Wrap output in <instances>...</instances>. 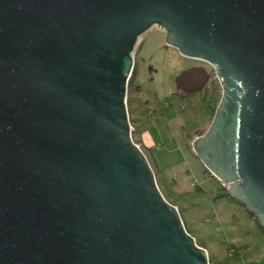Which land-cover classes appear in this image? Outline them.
I'll use <instances>...</instances> for the list:
<instances>
[{
	"label": "water",
	"instance_id": "obj_1",
	"mask_svg": "<svg viewBox=\"0 0 264 264\" xmlns=\"http://www.w3.org/2000/svg\"><path fill=\"white\" fill-rule=\"evenodd\" d=\"M153 26L213 69L221 98L192 150L264 229V0H0V264H209L131 137Z\"/></svg>",
	"mask_w": 264,
	"mask_h": 264
},
{
	"label": "rangeland",
	"instance_id": "obj_2",
	"mask_svg": "<svg viewBox=\"0 0 264 264\" xmlns=\"http://www.w3.org/2000/svg\"><path fill=\"white\" fill-rule=\"evenodd\" d=\"M141 39L144 44L129 80L130 86L134 78L133 87L141 93L135 95L129 88L128 97L135 102L129 124L132 141L146 157L158 190L177 210L196 245L207 252L209 264H264V235L243 207L222 197L224 192L194 154L189 139L194 129L204 133L209 127L221 98L219 82L210 81L191 102L174 97L172 78L192 62L168 47L155 26ZM146 64L159 71L152 81ZM201 65L213 75L208 64ZM141 112L144 116L138 118Z\"/></svg>",
	"mask_w": 264,
	"mask_h": 264
},
{
	"label": "flooded vegetation",
	"instance_id": "obj_3",
	"mask_svg": "<svg viewBox=\"0 0 264 264\" xmlns=\"http://www.w3.org/2000/svg\"><path fill=\"white\" fill-rule=\"evenodd\" d=\"M159 29V28H158ZM160 30V29H159ZM162 31V30H161ZM163 33H164V31H162ZM142 37V36H141ZM141 37L138 39V42H137V44H136V46H135V48H134V51H133V59H134V65H133V71H134V67L136 66V59H137V56H138V54H139V50H141V48L143 47V44H144V42H143V40L141 39ZM163 42L164 43H166L165 42V33H164V39H163ZM168 47H170V46H168ZM172 48V47H171ZM176 50V49H175ZM177 51V50H176ZM190 60V59H189ZM192 63L186 68V69H184V71L185 70H187V69H190V68H193V67H203L201 64H203V62H200V61H197V60H190ZM204 68V67H203ZM206 69V68H205ZM146 70H147V73H148V75H149V80H151L152 81V77L154 76V75H158V72L159 71H155L154 69H153V67L151 66V65H149V64H146ZM207 71V70H206ZM183 72V71H182ZM133 73V72H132ZM181 73V72H180ZM179 73V74H180ZM207 73L209 74V80H208V82L206 83V85L204 86V88H203V90L202 91H200V92H198V93H200V94H202L203 93V91H204V89L206 88V86L210 83V81H212L213 79H215V77H214V74L212 75L211 73H209V71H207ZM178 74V75H179ZM135 75V74H134ZM177 75V76H178ZM176 76V77H177ZM131 77H132V75H131ZM131 77H130V79H131ZM176 77H173L172 78V81H171V84H172V95L174 96V97H177V98H179V99H181V100H188V101H192L194 98H195V96L197 95V93H195V94H187L186 92H184V91H182V90H180V89H178L177 88V86H176V84H175V78ZM134 79V78H133ZM133 79H132V81H131V83H130V86H129V82H128V85H127V93H126V109H127V114H128V120H129V117L130 116H132L133 117V115L135 114V112H134V108H133V106L135 105V102L130 98L129 99V97H128V95H129V88L131 89V91H133V93H135V95H140V89H139V87H133ZM130 91V92H131ZM144 104L145 105H148L147 104V101H145L144 102ZM137 105V104H136ZM218 105V104H217ZM135 107V106H134ZM217 107V106H216ZM137 108V107H136ZM130 110V113H129V110ZM215 110H216V108H215ZM138 112V111H137ZM203 112V111H202ZM139 113V112H138ZM148 113V112H147ZM146 113V116L148 117L150 114H147ZM215 114V113H214ZM143 114H142V112L140 113V114H138V118H140V116H142ZM144 116V115H143ZM213 117H214V115H213ZM213 117L211 118V120H210V122H209V124H208V126L210 125V123L212 122V120H213ZM139 120V119H138ZM208 129V128H207ZM134 132H136V130L134 129L133 130ZM138 132H140V130L138 129ZM206 132V131H205ZM204 132V133H205ZM204 133H201V132H199L198 131V129L196 128V129H194L193 130V132L189 135V139H190V143H191V145H192V142L196 139V138H198V137H200L201 135H203ZM140 134V133H139Z\"/></svg>",
	"mask_w": 264,
	"mask_h": 264
},
{
	"label": "trees",
	"instance_id": "obj_4",
	"mask_svg": "<svg viewBox=\"0 0 264 264\" xmlns=\"http://www.w3.org/2000/svg\"><path fill=\"white\" fill-rule=\"evenodd\" d=\"M217 181V180H216ZM217 183L219 184V187H220V189L224 192V194H223V198H225V199H227L229 202H232V203H236V204H238L237 202H235L232 198H231V196L230 195H228V193H227V190H226V187H223L222 185H221V183L220 182H218L217 181ZM217 192V191H216ZM239 206H241L240 204H238ZM242 207V206H241ZM244 208V207H243ZM245 209V208H244ZM249 216L255 221V223L257 224V226H258V228H259V230L261 231V233L264 235V229H262L261 227H260V225H259V223L256 221V219L253 217V216H251L250 214H249Z\"/></svg>",
	"mask_w": 264,
	"mask_h": 264
},
{
	"label": "built area",
	"instance_id": "obj_5",
	"mask_svg": "<svg viewBox=\"0 0 264 264\" xmlns=\"http://www.w3.org/2000/svg\"><path fill=\"white\" fill-rule=\"evenodd\" d=\"M131 128V127H130ZM223 187H226L225 185L221 184Z\"/></svg>",
	"mask_w": 264,
	"mask_h": 264
}]
</instances>
